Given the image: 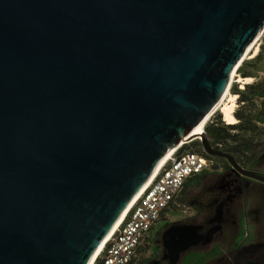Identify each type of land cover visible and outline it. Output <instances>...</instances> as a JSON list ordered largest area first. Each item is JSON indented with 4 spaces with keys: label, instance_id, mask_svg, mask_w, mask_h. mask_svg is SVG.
I'll return each mask as SVG.
<instances>
[{
    "label": "water",
    "instance_id": "95a60500",
    "mask_svg": "<svg viewBox=\"0 0 264 264\" xmlns=\"http://www.w3.org/2000/svg\"><path fill=\"white\" fill-rule=\"evenodd\" d=\"M263 30L264 0H0V264H90Z\"/></svg>",
    "mask_w": 264,
    "mask_h": 264
},
{
    "label": "rangeland",
    "instance_id": "374dc122",
    "mask_svg": "<svg viewBox=\"0 0 264 264\" xmlns=\"http://www.w3.org/2000/svg\"><path fill=\"white\" fill-rule=\"evenodd\" d=\"M259 44V51L256 55V58L247 59L238 73V75L243 78L245 76L252 77L254 83L245 85L243 89L240 86L241 84L235 83L231 87V94L237 96L236 110L234 113V117L236 118L237 123H235L234 125L236 126L239 124V120L238 117H236V114H240L239 110H243V112H245V114L243 115L246 116L247 114L248 116H250L252 125H256V129L254 131V141L255 144H258L257 147H253L254 143H252V147L250 149H245L244 147H242V150L244 151H242L240 155L238 154L236 158L240 161L241 164L247 165L249 169H255L264 172V101L261 99L260 87L259 85H257V83H260L261 86H264V36L260 40ZM253 85H256V87H254L256 90L255 92H251V90L248 89V86L252 87ZM244 94H246L248 99L246 101H243V104L241 96ZM228 102L229 97H227L226 100V103ZM256 122L258 124H256ZM212 124H215L214 126L233 125L227 124L224 121L222 113L220 112H216L210 118L205 126L204 132H206L207 128L209 126H212ZM233 134L234 133L230 130V136ZM242 136L244 135L242 134ZM245 136L247 135L245 134ZM242 139L243 137L240 138V140ZM243 141L247 142L246 138H244ZM259 143H261L262 145ZM226 144L231 146V144H233L232 140H228V143ZM188 147L189 149L195 151L204 150L202 143L198 140H194L191 143L189 142ZM210 160L213 162V166L206 172L207 174H213L214 171L219 170V168L223 166V162L220 160H216L212 157H210ZM200 179V177H197L194 181H190L187 184L184 193V198H186V200H182L181 207L177 208L173 213H171V219L167 218V221L174 222L171 225L173 226V230L179 226L184 228H192V233L190 236L191 238H195L199 235L200 237H206L207 235L218 231L222 223L220 222L221 217L223 219L229 214L228 211L223 212L224 210L221 209L219 213L220 219L217 217V209L215 208V192H210L206 187L204 181H201V185H199ZM238 204L242 208L241 210L234 213L235 218L233 220L237 222V225L233 224V226L237 228L235 229L237 230V236L239 237V239H250L251 236L254 235V233L257 236L264 233V230H262V228L264 227V202L261 203L260 197H257L256 199L248 198L246 199V201L243 200L241 203L238 202ZM260 204L262 205L259 206ZM210 219H212L211 222H209ZM167 225L168 224L166 222H159L156 228L150 233V239H155L159 234V231L164 229ZM188 248H190V246H187V249ZM197 250L201 251H183V258L181 257L177 260V263L173 264H205L209 259L213 258L216 254L219 253L218 246H213L212 248H199ZM145 253L148 255L150 254V252ZM155 262H158V264H171L170 258L168 257L167 248L163 250L161 258Z\"/></svg>",
    "mask_w": 264,
    "mask_h": 264
},
{
    "label": "flooded vegetation",
    "instance_id": "af4514ba",
    "mask_svg": "<svg viewBox=\"0 0 264 264\" xmlns=\"http://www.w3.org/2000/svg\"><path fill=\"white\" fill-rule=\"evenodd\" d=\"M247 77L249 76H245L244 78ZM257 85L260 87L261 99L264 101V86H261L260 83H257ZM252 87L253 89H250L251 92H255L256 90L254 87H256V85H253ZM242 103L244 104L243 101ZM239 112L240 114L237 113L236 117H238L240 124L245 121L248 131H241L236 128L232 129L231 132L234 134L231 135L233 143L231 146L233 145L232 147H236L237 144L240 143V138L243 137L242 134H246L247 136L244 135V138L248 137V144L251 145L254 143L253 147H257L258 144H255L254 141V131L256 129V125H252L250 116L247 114L246 116L243 115L245 114L243 110H239ZM239 116H244L245 118H240ZM256 124L258 123L256 122ZM211 146L216 151L232 156L238 166L242 169L254 172L257 175L264 177V172L249 169L247 165L241 164L236 158V153L226 152L225 146L221 140L211 144ZM208 156L209 158L212 157L223 162V166L219 168V170L214 171L213 174H207L204 172L198 176L201 178L199 185H201V181H204L208 190L210 192H215V208L217 209V217L220 219L219 213L221 209L224 210L223 212H229L228 216H225L223 219L221 217L220 222L222 223L219 230L207 235L206 237H200L199 235L195 238H191L192 228L179 226L173 230V226L171 225L174 222H168V225L159 231V234L155 239L148 240L145 252H150V254L148 255L145 252L143 255L139 254L136 264H158V262L155 261L161 258L165 248L168 249V257L170 258V263L173 264L177 263V260L183 256L182 254L185 250H189V252H200L201 250L197 249L208 247L212 248L213 246L219 247V253L209 259L205 264H264V233L259 234V236L254 233L250 239L246 238L240 240L237 236V228L233 226V224L237 225V222L233 220L235 218L234 213L242 208L239 206L238 202L241 203L243 200L246 201L248 198L256 199L257 197H260L261 203L264 202V182L241 174L226 157ZM183 200H186L184 195ZM261 205L262 204L259 206ZM212 219H210L209 222H211ZM262 230H264V227ZM187 246H190V248L187 249Z\"/></svg>",
    "mask_w": 264,
    "mask_h": 264
},
{
    "label": "built area",
    "instance_id": "2783aa9c",
    "mask_svg": "<svg viewBox=\"0 0 264 264\" xmlns=\"http://www.w3.org/2000/svg\"><path fill=\"white\" fill-rule=\"evenodd\" d=\"M183 146L141 193L94 264H136L153 228L181 207L185 186L212 168L213 162L204 150H187Z\"/></svg>",
    "mask_w": 264,
    "mask_h": 264
},
{
    "label": "bare ground",
    "instance_id": "6f19581e",
    "mask_svg": "<svg viewBox=\"0 0 264 264\" xmlns=\"http://www.w3.org/2000/svg\"><path fill=\"white\" fill-rule=\"evenodd\" d=\"M264 36V30L260 33V35L255 39V41L252 43V45L249 47V49L247 50V53L245 54V56L243 57V59L241 60V62L237 65V67L234 69V71L232 72L231 75V80L229 83V86L225 92V94L223 95L221 101L218 103V105L215 107V109L197 126L195 127L191 133L186 137V139L184 141H182L177 147L173 148L172 151L161 161V163L158 165L155 173L153 174V176L151 177V179L149 180V182L145 185V187L139 192V194L135 197V199L131 202V204L129 205V207L124 211V213L122 214L121 218L119 219V221L117 222V224L115 225L113 231L110 233V235L104 240V242L102 243L101 247L99 248V250L97 251V253L95 254V256L93 257L92 261L90 264H94L96 259L98 258L100 252L103 250L104 246L106 245V243L109 241L110 237L113 235V233L117 230V228L121 225V223L123 222L124 218L126 217L127 213L129 212V210L131 209V207L133 206V204L136 202V200L139 198V196L141 195V193L145 190V188H147V186H149V184L152 182V180L154 179V177L156 176V174L159 172L160 168L163 166V164L179 149L181 148L183 145L185 144H189V142H192L193 140L199 139L201 133H203L205 131V126L208 123V121L210 120V118L216 113V112H220L223 115L224 121L227 124H235L237 123L236 118L234 117V113L236 110V100H237V96L231 94V87L235 84V83H239L241 84V88L243 89L245 85L247 84H251L253 83V78L251 77H247V78H243L241 76L238 75L239 73V69L244 65L245 61L247 59H255L256 55L258 54L259 51V42L262 39V37ZM227 97H229V102L226 103Z\"/></svg>",
    "mask_w": 264,
    "mask_h": 264
},
{
    "label": "trees",
    "instance_id": "16d2710c",
    "mask_svg": "<svg viewBox=\"0 0 264 264\" xmlns=\"http://www.w3.org/2000/svg\"><path fill=\"white\" fill-rule=\"evenodd\" d=\"M240 69H239V71H240ZM248 89H253V87L248 86ZM241 98H242V101H246L248 99V97L245 94L242 95ZM239 117L240 118H245L244 116H239ZM214 125L215 124H212V126H209L207 128V130H206V133L208 134V136H209V138L211 140L210 141L211 144L221 140L223 142L224 146H225V149H226L225 151L226 152H229V153L233 152V153H236L237 155L238 154L240 155L241 152L244 151V150H242L243 149L242 147H244L245 149H250L252 147L246 141H243L244 136H243V139L240 140V143H238L236 147H232V146L226 144V143H228V140H231L230 130L236 128V129H239L241 131H248V128H247V126L245 124V121H243V123H241V124L239 123L236 126L235 125L234 126L233 125L232 126L231 125H228V126H219V125L218 126H214ZM247 138H246V140L248 141ZM188 146H189V144H185L183 146V149H187L188 150L189 149ZM189 150H191V149H189ZM200 152H202V151H200ZM186 186H185V188H186ZM184 193H185V189H184L183 195H184Z\"/></svg>",
    "mask_w": 264,
    "mask_h": 264
},
{
    "label": "crops",
    "instance_id": "0c3cea01",
    "mask_svg": "<svg viewBox=\"0 0 264 264\" xmlns=\"http://www.w3.org/2000/svg\"><path fill=\"white\" fill-rule=\"evenodd\" d=\"M196 178H197V177H196ZM194 180H195V178H194L192 181H194ZM172 213H173V212H172ZM171 217H172V215H171V213H170V214H169V218L171 219ZM161 222H166V223H168L169 221H167V218H165V219H163ZM157 225H158V224H157ZM157 225H156V226H157ZM156 226L153 228V230L156 228ZM153 230H152V231H153ZM152 231H151V232H152ZM151 232H150V233H151ZM149 239H150V234H149ZM149 239H148V240H149ZM145 247H146V246H145ZM145 247L141 250L140 255H143L144 252L146 251V248H145Z\"/></svg>",
    "mask_w": 264,
    "mask_h": 264
}]
</instances>
